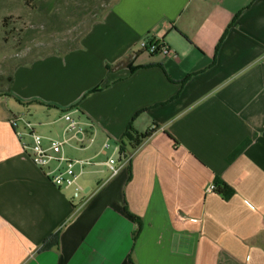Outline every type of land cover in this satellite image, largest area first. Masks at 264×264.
Listing matches in <instances>:
<instances>
[{"label":"crops","instance_id":"obj_1","mask_svg":"<svg viewBox=\"0 0 264 264\" xmlns=\"http://www.w3.org/2000/svg\"><path fill=\"white\" fill-rule=\"evenodd\" d=\"M1 74L0 264H264V0H113L79 48ZM74 109L94 124L65 152L96 163L85 203L9 123L40 114L61 138ZM131 123L157 131L111 178Z\"/></svg>","mask_w":264,"mask_h":264},{"label":"rangeland","instance_id":"obj_2","mask_svg":"<svg viewBox=\"0 0 264 264\" xmlns=\"http://www.w3.org/2000/svg\"><path fill=\"white\" fill-rule=\"evenodd\" d=\"M108 5L96 0H0V76L15 64L76 46ZM32 116L33 122H42L40 114Z\"/></svg>","mask_w":264,"mask_h":264},{"label":"built area","instance_id":"obj_3","mask_svg":"<svg viewBox=\"0 0 264 264\" xmlns=\"http://www.w3.org/2000/svg\"><path fill=\"white\" fill-rule=\"evenodd\" d=\"M140 48L150 54L163 53L166 56H176L163 43H150L143 40ZM62 119L66 126L61 138L46 139L38 131L39 125L31 121L25 114L14 115L9 119L15 135L19 139L23 150L30 157L32 162L44 170L49 180L56 187L72 189L74 200H84L85 188L81 183L83 174L91 167L95 166L92 158H71L66 155L67 149H72L84 153L95 143L94 124L86 119L77 110L66 111L62 114ZM106 143L104 148H109ZM119 152V159L109 157L105 163L111 174V178L117 176L123 168L129 165L134 155L123 158L120 154V144L114 145ZM209 191L216 190L212 185Z\"/></svg>","mask_w":264,"mask_h":264},{"label":"trees","instance_id":"obj_4","mask_svg":"<svg viewBox=\"0 0 264 264\" xmlns=\"http://www.w3.org/2000/svg\"><path fill=\"white\" fill-rule=\"evenodd\" d=\"M96 1H102V2H105V3L109 4L108 8L105 10V11H107L109 9L110 4H111V2L113 0H96ZM104 12L102 14H100V17L104 14ZM95 20L96 19H94L91 22L89 28L84 33V35L79 39V42H78V44L76 46H73L72 48H69L66 51H63V52L60 51V52H57V53L62 54V53H66V52H69L71 50L79 48L80 47V41L83 39L85 34L90 30V28H91L92 24L95 22ZM7 21H8V18L5 20V24L7 23ZM45 55H47V54H45ZM42 56H44V55H42ZM37 58L38 57H36L35 59H37ZM97 90H99V89L97 88V89L93 90L92 92L97 91ZM156 131H157V127L149 129L148 131L142 133V132H139L138 130H136L134 125H133V123H131L129 125L127 131L125 132L124 136L121 138L120 143H119L120 144V154L122 155V157L126 158V157H128L130 155H134V153L143 145V143L145 141H147L151 136H153V134ZM219 193L220 194H224V196H226L227 192L219 189ZM131 217L135 219V217L133 215H131ZM138 233H139V231L137 232L136 235H138Z\"/></svg>","mask_w":264,"mask_h":264}]
</instances>
